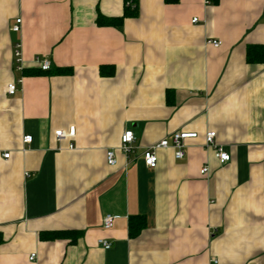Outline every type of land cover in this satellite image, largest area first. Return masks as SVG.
Segmentation results:
<instances>
[{"label": "crops", "instance_id": "0c3cea01", "mask_svg": "<svg viewBox=\"0 0 264 264\" xmlns=\"http://www.w3.org/2000/svg\"><path fill=\"white\" fill-rule=\"evenodd\" d=\"M129 9L0 0V264H264V62L246 60L249 45H264V0ZM70 126L72 137L55 138ZM207 130L229 161L205 145ZM175 131L197 133L180 159ZM161 139L169 146L148 168L143 151ZM106 214L116 216L108 229Z\"/></svg>", "mask_w": 264, "mask_h": 264}, {"label": "built area", "instance_id": "2783aa9c", "mask_svg": "<svg viewBox=\"0 0 264 264\" xmlns=\"http://www.w3.org/2000/svg\"><path fill=\"white\" fill-rule=\"evenodd\" d=\"M124 4L126 7L129 8H135L136 7V0H123ZM213 0H204L205 4H211ZM21 19L17 18L16 23L12 26L13 31H18L19 30V23ZM197 21V18L194 17L192 18V22ZM212 45L218 46L220 43L217 40H212L211 41ZM14 56H15V61L17 63V69H22L23 68V63H22V58H21V52L19 48V44L15 46L14 49ZM36 63H38L39 68L41 70H48L51 66L50 60L46 58H41L39 59L38 57L35 58ZM17 91V85L15 82L9 83L6 86V92L10 95L14 94ZM75 133V127L70 126L68 127L67 131H64L62 129H57L54 131V136L57 140L65 139L68 137H72ZM215 131L213 130H207L204 133V142L207 147H210L213 152L214 156L217 158L219 163H224L230 160V155L227 152V150L216 143L215 141ZM197 135L196 132H187V131H175L171 134V146L174 148V158L180 159L184 155L183 147H184V140L189 137H195ZM32 137L31 135H24L22 137V141L24 143H29L31 142ZM134 140V135L131 130H125L121 133L120 136V150L124 154H128L131 151V143ZM169 146V141L167 139H161L157 143H154L150 146H148L146 149L143 151V162L148 168H155L157 164V155H156V150L158 148H165ZM69 148H72L73 145L70 143L68 145ZM106 162L109 165H115L116 164V158H115V153L114 150L108 149L106 150ZM4 158L9 157V153H3L2 155ZM207 171V166H203L200 169L201 173H205ZM116 218L115 215L112 214H106L102 218V227L104 229H108L112 226L114 219ZM97 243L103 247L104 249H108L110 247V241H108L105 238H98ZM36 257L35 253H31L29 255V259L33 260ZM217 260L213 259L212 263H216ZM209 264V263H206Z\"/></svg>", "mask_w": 264, "mask_h": 264}, {"label": "trees", "instance_id": "16d2710c", "mask_svg": "<svg viewBox=\"0 0 264 264\" xmlns=\"http://www.w3.org/2000/svg\"><path fill=\"white\" fill-rule=\"evenodd\" d=\"M126 14L127 12H130V11H135L134 9L130 10L129 7H126V10H125ZM121 18H119V21H120ZM118 21V22H119ZM106 22H108L109 24H112V23H116L113 19H107ZM246 60L248 62H264V45H261V44H256V45H249L246 49ZM37 71H49L48 70H37ZM132 217H130V222H129V229H130V234H133L134 232H136L138 229H140V227H135L133 226V223H132ZM142 219V218H140ZM143 222V221H142ZM141 222V225L143 226L144 222L142 223ZM57 236L58 235H62V234H59L57 233L56 234Z\"/></svg>", "mask_w": 264, "mask_h": 264}, {"label": "clouds", "instance_id": "9594fccd", "mask_svg": "<svg viewBox=\"0 0 264 264\" xmlns=\"http://www.w3.org/2000/svg\"><path fill=\"white\" fill-rule=\"evenodd\" d=\"M237 243H239V241H237Z\"/></svg>", "mask_w": 264, "mask_h": 264}]
</instances>
